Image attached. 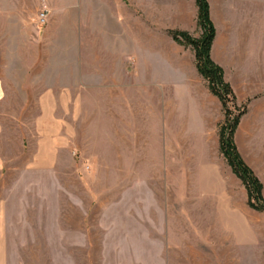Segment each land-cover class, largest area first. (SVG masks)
<instances>
[{
  "label": "rangeland",
  "instance_id": "rangeland-1",
  "mask_svg": "<svg viewBox=\"0 0 264 264\" xmlns=\"http://www.w3.org/2000/svg\"><path fill=\"white\" fill-rule=\"evenodd\" d=\"M76 1L77 20L89 0ZM133 1L136 9L140 3L141 24L161 27L172 40L173 31L202 35L195 0ZM207 1L220 59H229L228 42H243L252 50L264 43V0ZM67 2L71 0H53L54 22L49 24L47 9L49 16L41 24L42 4L18 7L12 0H0V78L6 91L0 101V159L2 185L7 187L0 192V264H228L229 234L243 233L235 210L214 204L212 195L197 187L200 168L209 167L202 163L219 158L228 166L219 144L222 108L219 117L213 110L208 126L205 122L201 127L189 103H182L173 90L160 94L158 80L152 81L154 89L129 96L109 87L116 84L109 73L108 89H92L84 112L57 113L64 129L54 164L31 167L37 137L50 140L56 134L35 105L19 110L51 84L56 72L47 65L51 57L73 54L55 48L71 42L68 21L73 11L63 8ZM83 31L77 23L75 56ZM245 71L244 81L237 79L234 67L231 77L239 91L256 94L238 101L232 89L236 99L235 106L228 103L230 118L242 109L249 113L239 144V124L233 141L253 173L263 178L264 196V106L256 105L264 91V64H246ZM67 99L62 100L64 109ZM47 147L40 145V158ZM245 203L235 206L247 211L258 244L241 264H264V211L250 207L248 196Z\"/></svg>",
  "mask_w": 264,
  "mask_h": 264
},
{
  "label": "crops",
  "instance_id": "crops-1",
  "mask_svg": "<svg viewBox=\"0 0 264 264\" xmlns=\"http://www.w3.org/2000/svg\"><path fill=\"white\" fill-rule=\"evenodd\" d=\"M20 4L32 2L33 8L42 4V10L48 9L51 19L53 20V0H12ZM132 3H124L123 0H89L85 3L86 10L76 17L74 10L80 7L79 2L71 0L64 3L63 8L72 10V19L68 21L71 26V42L61 44L55 48H67L72 50V56L66 58L51 57L47 65L56 67L53 72L51 84L44 85L35 95L30 104H23L19 111H28L30 106L35 105L37 111L43 114L42 119L51 124L54 130V136L50 140L39 141L36 139L35 153L29 160L31 167L49 168L57 158L58 146L63 142L60 135H63L64 123L57 115L59 111L75 114L84 112L83 104L91 95L92 89L107 90L108 75L114 74L113 78L116 84H110V88H115L116 93L120 89L125 90L129 96L138 93L140 90L150 91L154 89L152 81L158 80L161 95H167L168 90H173L181 102L189 103L191 111L204 126H208L209 116L215 110L217 117L221 111L220 101L207 89L205 80L197 73L195 67L194 52L185 49L175 43L166 34L161 27L157 28L154 24H141V15L139 4L137 9ZM136 4V3H135ZM48 14V16H49ZM82 23L84 27L83 36L78 43V54L75 56L76 49V24ZM70 33V29H69ZM264 39V30L262 34ZM215 40L211 48L212 59L224 69V78L235 91L238 101L248 100L249 92L239 91L240 88L231 77V69L234 67L235 74L239 81L245 80L246 64H264V43L260 47L252 48L243 42L233 44L227 43L229 59H220L217 56ZM65 45V46H64ZM66 59V60H65ZM45 65V63H44ZM130 65L131 69H128ZM232 67V68H231ZM65 69V71H64ZM66 72V77L62 73ZM126 75V77H125ZM146 75V76H145ZM146 82L141 84L140 79L144 77ZM66 80V83L64 82ZM4 79L0 78V101L5 97ZM174 81V83H172ZM152 82V83H151ZM121 91V92H122ZM123 93V92H122ZM66 97V109L61 106L63 98ZM256 105L264 106V91L261 92L260 98ZM254 108V103H249ZM249 106V107H250ZM211 108V110H210ZM254 111V109H253ZM249 113L244 114L239 122L236 132V141L239 144V131L248 123ZM73 119H75L73 115ZM67 142L71 143V137L68 134ZM74 140V139H73ZM72 140V141H73ZM59 144V145H58ZM40 145H47L46 156L40 158ZM67 146H70L68 144ZM44 151L43 149H41ZM208 163V169L200 168L197 182L198 191L202 194H211L214 204H229L235 213L234 220L240 224L243 233L234 236L229 234L231 245L227 250L228 264H241L250 256L251 251L257 240L253 239L251 232V219L246 214L245 209L235 206V204H246L247 192L240 179L232 172L231 168L225 166L219 158L208 160L202 165ZM249 163V161H248ZM249 165H252L249 163ZM4 161L0 159V192L6 191L2 185L4 177ZM254 169V168H253ZM255 170V169H254ZM260 177V176H259ZM259 179H263L260 177ZM201 185V187H200ZM233 204V205H232ZM237 210V211H236ZM248 214L249 211H248ZM229 225H236L228 222ZM234 230V227H232ZM238 251V254L236 253ZM241 255V256H238ZM202 259H205L201 256Z\"/></svg>",
  "mask_w": 264,
  "mask_h": 264
},
{
  "label": "trees",
  "instance_id": "trees-1",
  "mask_svg": "<svg viewBox=\"0 0 264 264\" xmlns=\"http://www.w3.org/2000/svg\"><path fill=\"white\" fill-rule=\"evenodd\" d=\"M197 19L202 30L199 38H193L184 31L170 32L173 40L179 44L189 45L195 58V67L206 81L209 91L218 98L225 115L220 129V150L231 168L240 179L248 196V205L253 209L264 211L263 185L259 178L245 163L234 144L233 137L241 117L246 109L239 110L232 118L228 103L235 106V95L231 85L225 80L223 70L211 58V48L215 39V29L210 20L209 4L207 0H195Z\"/></svg>",
  "mask_w": 264,
  "mask_h": 264
},
{
  "label": "built area",
  "instance_id": "built-area-1",
  "mask_svg": "<svg viewBox=\"0 0 264 264\" xmlns=\"http://www.w3.org/2000/svg\"><path fill=\"white\" fill-rule=\"evenodd\" d=\"M47 16H48V11L46 9H43L41 12H39L38 14L39 23L41 24L45 23Z\"/></svg>",
  "mask_w": 264,
  "mask_h": 264
}]
</instances>
